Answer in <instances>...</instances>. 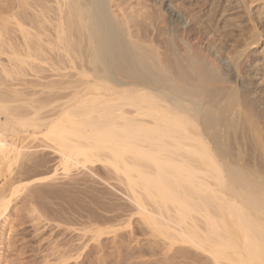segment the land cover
I'll use <instances>...</instances> for the list:
<instances>
[{
    "label": "bare ground",
    "instance_id": "6f19581e",
    "mask_svg": "<svg viewBox=\"0 0 264 264\" xmlns=\"http://www.w3.org/2000/svg\"><path fill=\"white\" fill-rule=\"evenodd\" d=\"M31 1L0 7L21 41L0 25L8 59L0 68V177L19 174L9 178L19 184L4 182L11 188L0 192V219L23 194L33 213L58 205L62 221L86 215L90 225L70 237L56 264H86L94 251L103 252L100 264H122L161 245L164 256L182 250L211 264H264V106L240 92L255 82L238 86L239 58L264 36V11L258 18L252 8L258 0L198 8L195 0H151L140 15L128 12L132 0ZM241 7L242 24L224 15ZM7 30L17 45L4 49ZM212 30L218 39L201 48ZM219 39L220 49L244 44L228 60L216 54ZM39 148L57 155L54 170ZM98 179L110 188L94 186ZM124 229L153 244L129 250ZM166 258L159 260L174 261Z\"/></svg>",
    "mask_w": 264,
    "mask_h": 264
},
{
    "label": "rangeland",
    "instance_id": "374dc122",
    "mask_svg": "<svg viewBox=\"0 0 264 264\" xmlns=\"http://www.w3.org/2000/svg\"><path fill=\"white\" fill-rule=\"evenodd\" d=\"M6 1H8V0H0V7H1V5L3 7L4 6L3 4L6 5L7 4ZM28 1L32 2L31 0H28ZM132 1H133V4L128 8V12L129 11L131 12L135 9L139 15L142 14L143 12H147L148 10H150L151 5L153 3V1H151V0H147V1L132 0ZM230 1H232V0H225L223 5L229 4ZM205 2H208V0H195V3L197 4V8L201 7ZM211 2L215 3L216 0H211ZM252 8L255 9L256 15L258 16V18H260L262 16L261 12L264 11V0L255 1L252 4ZM0 10H1V8H0ZM244 11H245L244 8L241 7L232 15H229L227 13H224V15H226L228 20H230L232 22H237L238 24H242L241 20L245 17ZM205 12L206 13H205V16L203 18H211V12L207 11V9L205 10ZM143 18H144L143 16L139 17L140 20H143ZM219 18L222 19L223 16L220 15ZM212 22L213 23L215 22V18L212 20ZM5 24L7 25L9 30L12 27H14V25L12 26L10 23H6L5 21H2L0 19V25H5ZM187 24H189V22ZM215 24H216V22H215ZM163 25L164 24H162V26ZM259 25H260L261 30L263 31V35H264V20L263 21L259 20ZM238 26L239 25L231 27V28H233V31L236 34L240 33ZM9 30H7V32H8L7 34H4L5 38H4V42H3V46H2L4 49H9V47H8L9 41H10L9 44H13V45H17V44L13 43L15 41H19L18 42L19 44L21 43V41L19 39L20 38L19 33H17L14 30V28H12L10 30V33L12 31V33L10 34L13 36L12 37L9 35ZM14 31H15L16 36L14 34ZM17 34L19 35L18 38H17V36H18ZM214 34H215L214 30H212L208 34V37H205V34H204L202 36L203 42L201 41L199 43V46L201 48H204L206 46V42H207V39L209 37L211 39H218V36H214ZM247 35H248L247 31H245L244 35L238 36V39H244ZM11 37H12L13 42L11 41ZM14 37L17 38L18 40L17 39L14 40ZM196 41L197 40L193 39L192 43H196ZM220 42H221L220 39L216 42V47H217L216 52H217V49L220 50L216 54L217 55L219 54L220 57H222L224 59H228V60L231 58L232 54H236V51L241 49L243 44H244V43H242L239 47H236V46H234V42L230 41L228 46H226V47L222 46L220 49V48H218ZM253 51L254 52L256 51L258 53V55L256 56L257 57L256 60L254 62H251L249 55L253 54ZM7 61H8L7 56L0 54V68H1V64H8ZM239 62L241 63V69H240V83L238 84V86H240L242 88V90H246L248 88L252 89L253 85L251 82L252 81L255 82V88H253V91H240V92H242L243 97L246 98L247 100H249L253 106H258V108H262L264 106V36L262 38L260 48L258 46V48L255 50H253V48L247 50L245 52V54H243L239 58ZM262 125H264V123H262ZM34 143H36L35 145H39L40 142L34 141ZM34 143L32 142L33 145H34ZM32 144L30 146H32ZM40 144H42V143H40ZM39 149L41 151L43 150L42 153L47 152L46 155L48 154L47 156L50 158H48V157L47 158L50 159V161L52 160L51 158H53L51 163H48L49 168L52 166L51 168L53 169L55 166L54 164H56V165L58 164V163H56V162H58L56 160V159H58L57 155L49 149H43V148H39ZM32 150H35V149H32ZM41 151L39 154H42ZM55 156H56V159H54ZM55 168H56V166H55ZM16 169H15V171H16ZM43 170H44L43 175H45V173H46V175H49L51 173L50 169H49V171H48V169H43ZM61 172L62 171L60 170L59 173H61ZM80 172H81V174H79V175H81V176L83 175L82 172L88 173L85 170L76 171V173H80ZM33 173L34 172H32V175L27 174L28 179H27V177H25L26 181H30L32 179V177L33 178L35 177V176H33L34 175ZM14 174H15V176H14ZM41 174L42 173H40L39 175H41ZM100 174L103 176L102 173H100ZM17 175H16V173H13L12 175H10L7 172L4 173V176L6 179H4V176L0 177V187H2V189H0L1 190L0 192H5V190L7 189L5 192V193H7L9 191L8 189L10 186L7 187L8 184L4 185V182L6 183V180L9 178H11L13 180V178H12L13 176H14V181H15L16 176H17V178L19 177V174H17ZM29 175H31L30 179H29ZM60 175L61 174H59L58 178L60 177ZM24 176H26V175H24ZM36 176H38V175H36ZM12 180L9 179L7 183H9V181H11L9 183V185L11 184V186L19 184V183H17L18 181H16V183H14V181H13V183H12ZM100 180L101 179H98V181H97L98 184L96 182V185H95V183L93 185L96 187L99 186L98 188H100V189H102L101 187L105 188V186L108 189L110 188V186H107L104 184V181L100 182ZM62 181H64V180L57 179L55 181V183H60ZM111 182H114V181H111ZM54 189H56V187H54ZM25 195L26 194H23V195L15 198L14 202L12 203V206H10L8 211L5 213L6 217L3 216L0 219V264H53L54 262L56 264V263H58V262H56V260L59 261L58 259L61 257V255L59 257V254H58L59 252L61 253V249L63 247L65 249H66V247L67 248L69 247V244L68 245H64V244L71 239L70 237H72L73 235H76L77 233L79 234L80 233L79 229H81V226H83V225L89 226L90 225L89 221L85 220V219H87V216L85 215L86 216L85 217L84 215H82L80 217V215H76V216L74 215V216H72V221L70 220V223H69V221H65V220H64L65 221L64 222V221H62L63 218L61 219V214L57 210V209H60L62 207L58 206V205L56 206L53 204H51L49 206V204H48V207H51L53 205L52 206L53 208L51 207L49 209H52L53 211L56 210L57 212L54 213L51 210L50 212H46V214H48V215H46L44 212L45 210L44 211L41 210V212L43 211V215H44V217H41L39 215L41 212L38 214L35 212L33 213L32 210H29L31 208L30 207L28 208V206H29L28 203L26 204V201H25L26 196ZM112 198H114V197H112ZM86 200H89L88 197L86 198ZM114 200L115 199H113V201ZM122 201H117V202H122ZM54 207L57 209H55ZM51 212L54 213L55 215L59 214L60 217L55 216L53 214H50ZM99 212L102 214L104 213L105 216L109 215L108 213L105 214V212H101L100 210H99ZM136 218H138V217H136ZM75 219H76V221H78V219H80V220H79V222L73 223L74 222L73 220H75ZM84 220H85V222H87V225L85 224ZM134 226L139 227V223L137 220L134 222ZM135 230L136 229H134V232L132 235H130L132 232L130 234L128 232V231H131V229L130 230L129 229L122 230V232L127 231L126 233H128V234H126V236L130 235L127 238L128 241L131 238L130 244L128 241H127L128 243L126 244V245L129 244V247H128L129 250L130 249L131 250H137L138 247L143 246V245H144V247H146V249H149L148 245L153 244L152 238L149 237V235H143L142 233H140V231H137V230H136L137 233L135 234ZM64 233H65V235H64ZM65 236H67L66 237V240L68 239L67 241L63 240V239H65ZM132 236H134V237H132ZM107 237H110V236H107ZM75 238H79V236H77V237L75 236ZM61 240H62V242H61ZM103 241L106 243V245L108 243V245H107V247H109L108 252H110V251L112 252L114 250L113 249L114 244L112 242L109 243V241H111V240L105 239ZM138 241L141 243H138ZM156 246H157V244L153 245V247L155 249H156ZM161 247H162V249H160ZM161 247L160 246L157 247V249L155 250L156 252H154L153 254H151L152 252L149 253L148 251H147L148 253L146 252V253H143L141 255L136 253L135 256L132 257L133 259H131V261L134 262V264H142L143 262H144L143 264H145L146 262L148 264H158V263L162 264V262L164 261V257L165 258L167 257L168 260L169 259L173 260V258H174V261L176 263L174 261H171L172 264L173 263L180 264V262H181V264H183V263L184 264H187V263L188 264H191V263H193V264H211L209 261V258L206 254L201 255V256H197L198 260H195V259L188 257L187 256L188 254H186V255L184 254V256L181 257L180 255H181L182 250L177 251L176 253L170 252L168 255L164 256L165 248L162 245H161ZM54 249H55V252L57 251L56 254L54 252ZM159 249L161 250L160 252H159ZM190 249L191 248L187 249L189 253H195V252H193L192 249H191L192 251ZM177 250H180V249H177ZM94 252H96V251H94ZM94 252H93V254L90 253V258H89L90 261H88V263H86V264H98V263L100 264V262L98 261V257L101 254H103V252H101V253H99V252L94 253ZM103 256L104 255H101L100 257H103ZM178 256H180V258H181L180 260H179ZM162 258H163V261H160V260H162ZM167 258H166V260H167ZM143 260H145V261H143ZM131 261L130 262H122V264H131ZM139 261H140V263H138ZM141 261H142V263H141ZM169 263H170V260H169ZM73 264H75V263L73 262ZM111 264H112V262H111Z\"/></svg>",
    "mask_w": 264,
    "mask_h": 264
}]
</instances>
